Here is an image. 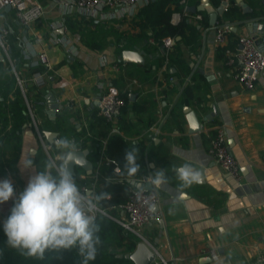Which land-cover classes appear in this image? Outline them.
<instances>
[{
    "label": "crops",
    "instance_id": "0c3cea01",
    "mask_svg": "<svg viewBox=\"0 0 264 264\" xmlns=\"http://www.w3.org/2000/svg\"><path fill=\"white\" fill-rule=\"evenodd\" d=\"M28 1L45 9L44 17L30 29H20L15 10L0 11V37L8 31L0 39V180H11L15 189V196L0 204L1 224L30 176L39 171L37 156L48 160L59 154L57 139H73L77 149L90 151L92 175L77 167L74 176L88 181L77 184L81 191L86 188L85 195L94 198L98 181H111L101 176L102 169L110 163L105 155L108 139L103 137L107 129L97 118L102 116L98 109L102 87L113 85L120 91L124 106L116 123L119 133H111L110 122V134L122 136L138 149L136 162L144 171L138 179L128 180L129 188H136L131 181L153 178L159 169H164L167 177V183L155 184L161 198L163 225L153 224L141 231L156 253L157 262L256 264L264 256V74L254 92L245 91L227 66L225 51L236 49L241 36L264 35V0H243L252 10L250 14H244L236 0L243 17L232 22L233 32L222 44L216 41L215 29L227 21L220 23L223 14L216 26L210 24V14L218 8L214 1L207 0L209 5L204 12H189L191 17H183L184 7L179 0L171 23L186 19L200 30L199 40L190 44L186 38L177 37L169 53L162 45L152 53L144 52L147 44H156L152 36L147 44L145 39L137 38L141 32L133 25L145 5L138 4L131 18L80 24L75 21L80 19L64 17L59 0ZM223 2H228L226 11L231 1L221 0L220 6ZM203 3L204 0H189L188 8ZM172 7L175 9V5ZM197 14L202 15L201 21L194 18ZM63 18L64 26L52 30L51 24ZM123 34L131 37L129 50L139 52L144 63L123 62L118 41ZM56 36L70 39L77 53L71 55L53 44ZM22 37L32 42L36 54H47L51 70L45 66L34 68L23 59ZM172 54L180 59V64L170 67L173 84L165 78L168 61L156 71V64ZM47 71L44 87L32 83L34 73ZM60 79H64V86L57 88ZM185 87L189 88V95L181 92ZM86 98L90 103L85 102ZM16 99L21 101L12 110L10 105ZM178 102L184 105H176ZM186 107L200 119V132L191 133ZM91 124V138L103 144L97 159L92 156L93 140L86 141L82 135ZM218 126L225 128L231 153L240 166V186L209 153V137L215 135ZM46 132L58 134L53 143H49ZM27 158L34 160L32 169L21 166ZM184 163L202 173L198 183L183 187L177 179L174 169ZM117 167L120 172L114 169V173L120 174L122 169ZM121 215L116 208L111 216ZM123 231L136 237L137 245L142 242L135 234ZM205 249L216 250L220 259L213 261L202 255Z\"/></svg>",
    "mask_w": 264,
    "mask_h": 264
},
{
    "label": "built area",
    "instance_id": "2783aa9c",
    "mask_svg": "<svg viewBox=\"0 0 264 264\" xmlns=\"http://www.w3.org/2000/svg\"><path fill=\"white\" fill-rule=\"evenodd\" d=\"M140 0H59L61 7L64 10V17H73L80 20L93 23H113L116 20L123 18H131L135 14L138 2ZM143 5H147L149 0H142ZM189 0H180V4L184 7L182 12L183 17H191L187 11ZM6 7H11L16 11L19 27L21 30L30 29L36 22L42 19L45 15V9L42 5L34 3L29 4L28 0H0V11ZM196 20L203 19L201 14L194 17ZM63 18L60 21L51 24L52 30H57L64 26ZM233 32L232 23H223L216 27L215 36L216 41L220 44L224 43ZM8 35V31H4L3 37ZM22 57L29 62L32 67L45 66L51 70L50 61L46 53L34 52L32 42L22 37ZM5 47L3 41H1ZM53 44L61 46L69 54L75 55L76 48L72 46V42L68 38L54 37ZM162 46L169 52L173 50L176 45L175 38H166L162 40ZM226 64L231 68L234 79L241 85V87L248 92L256 90L260 77L264 74V35L262 36H241L238 39L236 49H227L225 51ZM46 73H34L32 83L38 87H44L47 82ZM170 82L175 83V79L171 78ZM20 84L22 82L20 81ZM64 86V79L58 80L55 87L62 88ZM104 92L98 100V109L100 114L112 123V134H118L119 129L116 126L121 115L124 101L121 98L120 91L113 85H105L102 87ZM183 89H181L182 92ZM86 103H90V99H85ZM215 135L209 137V153L214 161L221 167V169L229 174L236 183L242 185V174L240 166L231 153L228 140L226 137V130L222 126L215 128ZM80 151V149H77ZM110 161L108 162V164ZM116 172H120L118 167ZM151 177L145 176L140 182L151 183ZM86 188H83L84 193ZM117 210L122 214L120 218L112 217L108 212L100 209L94 210L91 215L97 218L99 215L106 216L116 221L125 231L131 232L138 236L142 242L146 240L141 235V231L153 224H162L164 222V215L161 208V198L157 189L138 190L131 188L127 201L120 205ZM155 253V252H154ZM156 254V253H155ZM202 255H208L213 261H218L220 255L216 250H203ZM157 259V258H156ZM155 260L152 264H159ZM167 264V262H164ZM256 264H264V256H260Z\"/></svg>",
    "mask_w": 264,
    "mask_h": 264
},
{
    "label": "clouds",
    "instance_id": "9594fccd",
    "mask_svg": "<svg viewBox=\"0 0 264 264\" xmlns=\"http://www.w3.org/2000/svg\"><path fill=\"white\" fill-rule=\"evenodd\" d=\"M59 154L45 161L42 170L30 176L26 188L13 201L10 215L3 221L6 244L22 255L43 259L47 250H69L78 247L83 264L95 260L101 239L99 226L91 213L108 193L94 198L85 195L76 183L70 164L75 159V140L63 137L55 141ZM138 149H125L124 168L135 174ZM23 169H32L34 160L25 159ZM183 187L198 183L202 173L190 163L174 169ZM152 183H167L164 169L156 171ZM15 196L9 179L0 180V204Z\"/></svg>",
    "mask_w": 264,
    "mask_h": 264
},
{
    "label": "trees",
    "instance_id": "16d2710c",
    "mask_svg": "<svg viewBox=\"0 0 264 264\" xmlns=\"http://www.w3.org/2000/svg\"><path fill=\"white\" fill-rule=\"evenodd\" d=\"M213 1L217 7L220 6L221 0ZM230 1L231 5L220 19V23L222 21L232 23L237 20H242L243 15L240 7L236 4V0ZM195 2L199 3L200 0H195ZM172 5H175V9ZM178 5L179 0H162L157 3L150 2L141 8L139 15L140 19L137 22H133V25L139 27L141 32L138 34L137 38L145 39L147 44L150 36H152L156 42V44L152 45L147 44L144 47V52L152 53L156 51L160 45H162V40L166 38L182 37L186 38L190 44L198 43L200 30L196 26L191 25L186 19L181 20L177 24L171 23L173 14L178 10ZM75 21L80 24L85 22L84 20ZM118 39L120 45L119 54L125 50L131 49V44H129L131 41L130 36L123 34L120 35ZM166 61H168L169 69L165 74V78L169 80L170 77L174 76L170 73L171 65L180 64V59L174 54L170 55L167 60L164 58L156 64L157 72L164 66ZM149 70H151V68ZM183 90L184 94H190L189 88L185 87ZM172 91L176 92V89ZM124 98H127V95H124ZM20 101V99H16L12 102L10 105L12 110L15 108L17 109ZM182 104L178 102L176 105ZM6 108L8 107L6 106ZM97 122L103 124L107 129L103 133V137L108 139L105 155L110 161V164L102 169L101 176L111 179V181H98L95 196L101 193H108V196L104 200L98 202L97 206L114 216L116 208L124 204L128 199L130 189L128 180L138 179L144 174V171L139 167V170L135 174L130 175L128 173L124 168V154L126 148L131 149L133 146H130L122 136L110 134L111 124L105 117L101 116L97 118ZM93 125L91 124L88 126L82 135L86 141L93 140L94 147L91 150L92 156L94 159H97L103 144L100 140L95 141L91 138ZM37 157V166L40 171L43 168L46 157L40 154ZM117 166H120L122 169L120 174L114 173V169ZM75 179L78 185H85L88 183V181L81 179L80 175L76 176ZM95 223L99 226L97 235H99L101 243L97 246V256L95 260L89 261L88 264H134L133 261L124 257L120 258L119 255L130 254L135 251L138 242L136 237L130 233L124 232L119 224L106 216L99 215L95 218ZM6 241L7 237L3 231V225L0 222V264H83V257L80 255L78 247L61 251L47 250L43 259H37L22 255L18 250L8 246ZM123 248H125L126 251L122 253L119 250Z\"/></svg>",
    "mask_w": 264,
    "mask_h": 264
},
{
    "label": "water",
    "instance_id": "95a60500",
    "mask_svg": "<svg viewBox=\"0 0 264 264\" xmlns=\"http://www.w3.org/2000/svg\"><path fill=\"white\" fill-rule=\"evenodd\" d=\"M149 1L152 3H156L159 0H149ZM237 2L243 8L244 14H250L252 12L248 4H246L243 0H238ZM138 3L140 6H143L142 0H140ZM203 4L204 5L199 7L191 6L187 9V11L194 14L197 12H204L209 4L207 0H204ZM227 6H228V2H223L222 5L217 8L216 12L210 14V24L212 26H216L219 17L224 14L225 8ZM5 11L6 12L11 11V7H6ZM60 32H63V30H61ZM122 60L126 64L144 63L143 56L139 52L131 51V50H125L122 52ZM53 113H55V110H53ZM185 113L187 115V120L190 125L191 133L200 132L202 130V127H201V121L198 118L197 114L194 111H192L189 107L185 108ZM45 135L49 143H53V140L58 136V134L50 133V132H46ZM89 154L90 151L88 149L77 151L75 159L70 164V168L74 176L76 175L77 167H80L83 170H85L88 175H92L93 164L88 158ZM131 184L135 186L138 190L151 189L155 187V184L152 182L144 184L141 182L131 181ZM119 257L120 258L124 257L128 260H131L134 262V264H152L156 260L157 255L149 248V246L146 243L140 242L137 245V248L134 252L130 254L119 255ZM210 260L211 259H208V261Z\"/></svg>",
    "mask_w": 264,
    "mask_h": 264
},
{
    "label": "rangeland",
    "instance_id": "374dc122",
    "mask_svg": "<svg viewBox=\"0 0 264 264\" xmlns=\"http://www.w3.org/2000/svg\"><path fill=\"white\" fill-rule=\"evenodd\" d=\"M45 157H46V156H45ZM46 160H47V157H46ZM119 251L123 253V252H125L126 250H125V248H123V249H120ZM160 263H161V262H160ZM162 264H164V263L162 262Z\"/></svg>",
    "mask_w": 264,
    "mask_h": 264
}]
</instances>
